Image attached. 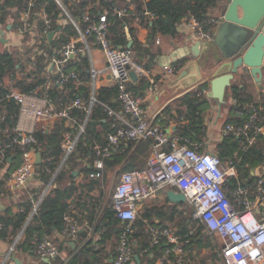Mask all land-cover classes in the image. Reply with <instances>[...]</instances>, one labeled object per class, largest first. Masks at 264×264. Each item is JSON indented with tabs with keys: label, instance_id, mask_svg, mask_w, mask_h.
<instances>
[{
	"label": "built area",
	"instance_id": "1",
	"mask_svg": "<svg viewBox=\"0 0 264 264\" xmlns=\"http://www.w3.org/2000/svg\"><path fill=\"white\" fill-rule=\"evenodd\" d=\"M54 1L78 31V40L83 43V47H77L75 41L68 42L56 52L60 53V58L57 59L53 56L51 61L60 64L65 62L69 55L89 52L88 38H92L103 53L106 60L105 69L117 88L121 113L129 116L128 119L120 117L122 124L108 133V145L94 146L98 156L94 162V167L97 170L92 172L91 176H100L99 170L103 167V157L108 156L111 149L118 146L122 140L150 139L153 142L146 166L142 169L121 172L112 192V207L117 218L123 223L112 264H131L133 262L134 245L131 241V234L135 230L134 222L137 218L138 204L146 198L155 197L159 192L168 188H175L184 195L185 201L193 209L192 219L196 224L202 225L203 231L214 233L220 238L222 243L220 255L223 264H262L264 261V217L259 219L256 214L259 207L264 205V174L246 185L238 184L230 192L233 197L231 201L226 184L231 176L237 173L240 160L239 150L234 151L230 157L223 161L214 151H199L197 148L199 144L190 142L187 138L179 135L172 137L168 144L169 149H164L163 147L167 143L164 130L146 118L140 99L128 88L131 81L130 71L133 70L138 74L144 72V69L133 60L131 49L114 45L108 37V15L125 16L128 14V8L109 6L95 14L85 11L79 21L70 15L63 0ZM35 3L36 0L27 1V9L22 12L21 22L15 29V32L21 36L27 34L31 37L30 46L35 44L37 17L44 19L45 28L43 30L45 33L50 23L49 19L41 12H34V18L32 17ZM80 23L83 25L82 28ZM215 23H218L217 19H199L189 12L182 17L179 24H184V27L192 31L197 39L210 40L212 38L211 28ZM164 69L167 73L172 74L173 72V69L168 65H165ZM43 76L45 80L50 81L49 74H43ZM77 78L75 71L59 70L57 84L63 86ZM91 85L92 95L88 101L86 119L78 125L74 137L69 133L64 135L63 162L74 150L77 140L84 132L89 113L94 103L97 102L94 93L93 72ZM7 99L14 100L18 105L17 119L14 127L0 128V136L13 135L12 143L16 144L21 151L20 163L9 171L5 179L8 192L16 194L25 188L35 175L36 154L40 144L34 137V123L55 117L70 120L71 117L68 110L57 111L54 106L48 105L46 102L39 104L37 100L41 99L40 96L22 93L14 87L5 95L0 96V107ZM82 104V100L76 98L71 106L81 107ZM102 105L109 115L119 117V110H114L105 104ZM259 109L255 105H249L248 118L243 123L229 122L223 126L224 134L230 133L244 139V143L240 147L242 150L255 143L264 132V118L259 115ZM23 121L30 123L24 126ZM52 180L53 177L42 196L33 205L31 216L36 212ZM79 227L80 223L75 216L69 213L63 215L62 233L64 236L74 239ZM192 232L193 229H189L186 234L180 235L171 227H153L150 232V245H166L160 257V263L173 260L172 256L175 257L176 263H181L184 257L183 244L189 242L188 235ZM35 253L40 258L51 259L59 254V248L50 237L44 236L38 242Z\"/></svg>",
	"mask_w": 264,
	"mask_h": 264
},
{
	"label": "crops",
	"instance_id": "2",
	"mask_svg": "<svg viewBox=\"0 0 264 264\" xmlns=\"http://www.w3.org/2000/svg\"><path fill=\"white\" fill-rule=\"evenodd\" d=\"M139 1L146 3L149 0H139ZM228 2H229L228 0H218L217 7L211 8V10L209 11L210 13L207 15V17L203 18V19L213 18L215 20L216 19L218 20V23L217 24L215 23L214 27L211 28L212 38L210 40L197 39L192 31L184 27V24L183 25L179 24L182 17L180 18L179 22L175 24L173 35L161 34L159 32L153 34L151 27H152V22L156 20V16L153 12L149 11L145 5L141 6V11H138L136 9L135 0H123V4L118 5V7L128 8V14L125 16H121V17H126L129 20L128 25H125V27H123V33L125 39L127 40L126 47L131 49L133 60L137 62L139 65H141L142 68L144 69V72L136 74L135 78L131 77V81L128 84V88L140 99L141 106L145 111L146 118L150 122L154 123L155 125L159 126L164 130L167 139V143L163 147L164 149L167 148L169 149L168 144L170 140L172 139L173 136L177 135L176 130L178 124L185 123L187 120L184 119L185 117L178 116L177 112L174 109L171 115H164L163 111L175 99L182 97L184 94L192 90H196L197 87L202 85V84L196 85L193 89L189 87V83L193 81L192 76L190 77L189 74L190 71L191 72L195 71V69H193L192 66L196 62L193 56L194 50L192 49L194 48L196 42L206 43L209 46L210 50L213 49V45L211 41L213 39V35L217 30V26L220 22L222 16L221 12L225 10V8L228 5ZM43 15L45 14L43 13ZM117 17L121 18L119 16ZM64 22H66V19L64 20ZM37 25L38 24H36V26ZM130 30H132V32L135 35L134 36V40H136L135 42L134 40H132V37L130 35ZM55 34L56 33H54L53 37L55 36ZM78 37L72 39L71 41H75L76 46L77 43H81L82 44L81 47H83V43L80 40H78ZM47 41H48V37H47ZM50 42L48 41V43ZM20 44L21 42L16 43L17 46H19ZM88 48H89V52H85V53L82 52V55H85L88 60L89 73H90L89 79L86 82L82 83L79 80L78 72H76L78 76L77 80H70L72 82H75L77 85L84 84L88 87L89 89L88 99L84 100L83 98L77 95L73 98H70L67 101V105L63 108L54 105L47 98V96L45 95L46 93L44 91L42 92L44 93V95L40 96L41 99L37 100L39 104H44L46 102L48 103V105L54 106V109L57 111L66 109L68 110V112L72 108H83L85 106V112H86L84 118L85 120L87 117L88 101L92 95V85H91L92 72L94 73L95 96L97 95V92H99L100 90L111 89L113 88V86H115L110 74L105 69L106 60L104 58V55L101 52V50L97 47V45L94 43L92 38H88ZM39 51H40L39 54H42L43 50L39 49L38 52ZM57 51H58L57 49H53L54 55L49 57L48 70L43 73V74H49V78H50V81H48L47 79L45 80V77L43 76L44 81L42 88L45 90H47L50 86H52L53 82L57 87L62 88L63 86H59L57 84L58 74H59V70H61V66L64 65L69 59L78 60L77 57L78 55L76 53L74 55H69L66 61L63 63L58 64V62H53L51 61L53 56H55L57 59L60 58V53L59 52L56 53ZM198 51H199V55H201L202 53L201 46L197 48V52ZM183 59L187 60L186 63L182 67L177 68L176 66ZM203 59L204 58H202L199 63V70L203 76L202 80L204 79L206 80L210 75L213 74V72L221 73L226 70V68L220 69L218 64L215 65L213 64V62H212L213 66H209L206 63L205 59L204 60ZM165 65H168L173 69L172 74L167 73V71L164 69ZM263 67H264V62L262 65V70ZM186 69H189V74L186 77L180 78L181 72ZM242 80L243 82L246 83L248 91L253 96L254 102H259V103L263 102L264 100L261 98L262 96L261 91L264 90L263 89L264 75L261 85L257 84L254 81V79L250 75H248L246 71L240 73L239 75H236L234 77V80H232L231 84H233V82L239 83ZM205 83H208L209 85V82H205ZM229 89L230 87L227 90L228 93H229ZM208 91L209 88L208 89L203 88L200 92L210 102V108L206 111V114L204 116L205 136L203 141L197 143L199 144L197 148L199 151L211 150L215 152V145L219 141H221L223 139V136L225 135L223 133V126L226 124L225 120L226 118H228V113L230 112L229 107L234 104V99H232L229 93L226 103L219 108L211 98H208L207 96ZM117 96H118V92L116 88V94L111 96L110 102L115 105L116 109L113 108L114 110H119L120 113L119 117H113L109 115L107 112H105L107 117L106 116L99 117L97 119L91 120V123L96 125V131L97 130L103 131V128L100 123H107V127L109 130H106V132L103 134L104 142L93 139L91 148L94 157L91 161V166L89 167L90 175L89 173L83 171V167L80 164L75 165V167H70L66 165L65 170L66 171L70 170L72 173L71 175L73 177L69 178V176H65V178H63L59 183L61 187L73 186L76 188L74 194L70 197V199L67 200L68 204L64 214L65 213L72 214L78 219L80 223V227L77 236L74 239H69L68 237L63 235L62 233L63 230L60 232L57 231L56 229L51 230L49 234L48 233L44 234L42 237L44 236L50 237V239L54 243H56L59 248V254L56 256V258L54 257V260L50 259L49 262L44 261V258H40L32 249L24 252H17V250L15 249V245L18 244L25 227L32 219L31 216L32 210H31L22 228L13 238V241L11 243L4 241L0 238V253L11 254L14 252L16 257L19 258V260H21L24 264H56L57 260H59L60 262H64V264H66V262L73 255L80 253V251H82L84 246H89V248H91V251L87 253L88 254L87 256L94 260L93 264H112L115 253V247L118 243L119 233L123 229V223L116 216L117 218L116 224H111V222H109L110 225H106L105 222L108 220V218H104L105 219L104 220L103 216L105 215L107 208L112 204V192L118 182L120 173L126 170L144 168L146 166L148 157L152 151V144L149 145V148H147L146 151L144 152L139 151L143 142H145L147 139H142L139 141L122 140L118 144V146L113 147L111 149V152L108 156L103 157V167L99 170L100 176L99 177L91 176V173L97 170L94 167V162L98 158V156L96 155V149L94 146L108 145L107 135L108 133L114 131L118 126L122 124V120L120 119V117L123 116L126 119L129 118L127 114L121 113L120 110L121 105L117 99ZM76 98H80L82 100L83 104L81 107L71 106L72 102ZM85 101H87V103H85ZM254 102L251 101L244 105V107L247 108L246 111H248L249 105H255ZM92 110L93 109H91L89 113L88 119L90 118V114ZM70 117H71L70 120L61 117H55V118H61L64 121V127L66 128L64 135L66 133H69L72 137H74L77 133L78 125L76 119L72 116ZM16 119H17V115H16ZM164 120H166V122ZM162 121H164L165 123H162ZM39 122H41V120L36 121L34 123V129L37 127L36 124ZM28 123L30 122L23 121L24 126H26ZM230 123H234V122H230ZM15 124L12 127H14ZM260 136L261 139L263 140L264 132ZM211 140H213L214 143L211 144L210 142ZM114 152H120L124 154L122 161L117 165H115L113 168L106 167L105 162L111 159ZM62 160L59 163L57 170L64 163ZM77 161H79L78 158ZM83 161H84L83 165L85 167L90 165V162L89 163L87 162V158H85ZM8 162H11V159H9ZM8 171H9L8 164L0 168V182H2V184H0V214H2L8 208H10L12 212L20 211L19 209L20 206L18 205L24 203L25 200H30L31 202H34V199L36 198L38 201L39 198L44 193V191L46 190L51 178L52 177L54 178L55 176V174H53L48 183H43L40 173L37 171V167H36L34 178L27 184V186L23 188L21 191L17 192L16 194H11L10 192H8L5 185V179L8 173L7 175L5 174ZM249 173L254 180L258 176L264 174V161L258 163L256 166L250 167ZM113 179L116 180V183L112 188V190L108 192L107 191L108 186L110 184V181H112ZM230 179L234 180L235 182L234 187L228 189V187L226 186V188L228 190L230 199L232 201L233 197L230 192L233 191L238 184L246 185L248 183L247 182L248 178H244V177L241 178L237 167V173L231 176ZM167 190H175L176 192H178L175 188L174 189L168 188L159 192L155 197L146 198L142 200L137 207V218L135 222L137 221V219L141 218L142 213L146 209L153 210V208H155V212L157 213L152 212V217L150 219L152 220L153 225L148 224L147 222L149 221L147 219H143V221L147 225L146 227L144 225L143 228H146V230L151 232V229L153 227L167 226L173 228V230L177 234L181 235L182 228L183 229L188 228V230L191 229L192 217L190 218V214L186 210V207L191 208V206L186 201L173 202L169 200L166 195ZM173 207L176 209V212L173 214V219L170 220L168 219L167 216L170 215ZM256 215L259 219L264 217V205L259 207ZM135 222H134V228H135L134 233L136 232L137 229ZM183 222L185 223L184 225ZM201 234H202L200 239L202 241L201 244L198 245L194 244L192 246L186 243L183 244L184 257H183V261L179 264H223L220 255L221 244H222L220 238L214 233L203 231V229L201 230ZM132 239L133 237L131 235V241L133 244L135 243V241ZM164 246L166 245L164 244ZM150 247L152 246L151 245L149 246L148 252L145 250H143V252L148 253L147 256L149 258L154 259L153 258L154 253ZM156 251H158V249H156ZM139 257L140 256H138V260L134 258L131 264L138 263ZM172 258L174 262L173 260H170L169 262L171 264H178L175 262V257L172 256ZM0 260H1L0 262H3L4 257H1ZM170 263H165V264H170ZM5 264H14V263L8 261ZM155 264H164V263H160V258H159L158 261L155 262ZM262 264H264V261L262 262Z\"/></svg>",
	"mask_w": 264,
	"mask_h": 264
},
{
	"label": "trees",
	"instance_id": "3",
	"mask_svg": "<svg viewBox=\"0 0 264 264\" xmlns=\"http://www.w3.org/2000/svg\"><path fill=\"white\" fill-rule=\"evenodd\" d=\"M28 0H0V27L2 30L15 31L17 25L21 22L20 17L23 11L27 9ZM70 15L80 21L81 15L88 11L91 14L98 13L103 7L118 6L123 4V0H63ZM218 0H149L146 3L139 0H135L136 9L141 11V6L145 5L146 8L153 12L156 16V20L152 22V33L159 32L161 34L173 35L175 24L179 22L180 18L186 15L188 12L193 13L197 18L203 19L210 13L211 8L217 7ZM35 8L32 10V17L34 18V12L44 13L49 19L50 23L47 28V32H44L45 24L43 18L37 17V29L35 31V44L30 46L29 42L31 37L27 34L22 36V41L19 46H8L0 50V96L5 95L10 91L12 87L16 88L22 93L36 94L38 96L45 95L54 104L59 107H65L67 101L70 98L79 96L84 100L89 97V89L86 85H77L75 82L70 81L59 88L53 82L47 90L42 88L43 85V73L48 70L49 57L53 55V49L59 50L64 44L70 42L72 39L78 37V32L75 27L69 22L64 15L58 4L54 0H36ZM66 19V22L64 20ZM109 30L108 37L114 45L127 46V40L123 33V27L128 25V18L108 15ZM10 24V28L7 29V25ZM80 27L83 25L80 23ZM49 31H55V36L51 42L47 41V33ZM132 40H134V33L130 30ZM136 40H134L135 42ZM77 46L81 47V43H77ZM36 48V49H35ZM82 48V47H81ZM42 49V54L38 53V50ZM78 60L69 59L61 66V70L75 71L79 74V80L84 83L89 77V64L87 57L82 55V52L77 53ZM186 59H183L176 66L182 67L186 63ZM208 89V83H204L197 87L196 90H192L182 97L175 99L166 109H164V115H171L173 109L177 112L178 116L185 117L187 121L185 123H179L177 126L176 134L187 138L190 142H201L205 136L204 129V116L206 111L210 108V102L208 99L200 93L201 90ZM264 89V88H263ZM261 98L264 100V90L261 91ZM229 93L234 99V104L229 107L228 118L225 123L234 122L236 124L243 123L248 118V111L244 105L253 100V96L248 91L245 82L239 83L233 82L231 84ZM116 94V88L113 86L111 89L100 90L95 96L97 102L92 107L90 118L88 119L83 134L79 137L74 150L64 160V163L57 170L59 163L63 158L62 141L63 135L66 131L64 127V121L61 118H52L37 123V127L34 131V137L40 144L38 152L41 154V162L37 165V171L40 173L43 183H48L53 174H55L49 189L42 197L36 212L32 215V219L25 227L21 239L18 244L15 245L17 252H24L32 249L35 251L38 242L41 240L44 234H49L51 230L57 231L63 230V215L67 208V200L75 192V187L59 185L60 181L69 176L72 178L71 171L65 170V166L75 167L80 164L83 167V171L89 173V167L94 157L92 151V143L94 140L104 142L103 134L106 130H109L107 123H100L102 130L96 131V125L91 123L92 119L99 117H107L106 111L102 104L111 108H115V105L110 102L111 96ZM87 103V101H85ZM255 106L259 109V115L264 118V101L254 102ZM18 113V105L12 99H7L0 107V128H12L16 122V115ZM70 116L74 117L77 121V125L81 124L85 118V106L83 108H72L69 110ZM166 122V120H164ZM162 121V123H165ZM78 129V126H77ZM13 135L8 137L0 136V168L6 164L9 166V171L13 167L17 166L20 161V149L12 143ZM259 136L255 143L251 144L245 150L240 147L244 143L242 137H236L230 133L225 134L223 139L215 145V153L221 160H226L236 150L240 152V160L238 162V172L241 178H248V183H251L254 179L250 176V167L256 166L258 163L264 161V139L260 140ZM152 144V140L147 139L143 142L140 152L146 151L149 145ZM168 149V148H167ZM124 157V154L120 152H114L111 159L107 160L106 167L113 168L120 163ZM77 158L79 161H77ZM87 158V162L90 165L85 167L83 165L84 159ZM11 159V162L8 160ZM57 170V171H56ZM6 172L5 175H7ZM246 182V183H247ZM234 180L229 179L227 183L228 189L234 187ZM247 183V184H248ZM2 184V182H0ZM229 194V193H228ZM34 202L25 200L24 203L18 206L20 211L12 212L10 208L6 209L0 214V238L7 242H12L13 238L22 228L27 216L33 209ZM22 209V210H21ZM187 212L192 214V209L186 207ZM152 212H155V208L146 209L140 219H137L135 225L137 226L136 232L131 234L135 241L134 254L140 256L139 262L136 264H155L161 257L165 246L160 245L150 247L154 253L152 258H149L148 253L150 246V231L143 228L147 226L143 219H147L148 224L153 225L151 217ZM176 209L173 207L168 219H173V214ZM157 213V212H155ZM104 218H108L105 222L106 225L116 224V212L114 211L112 204L105 212ZM105 220V219H104ZM191 229L193 232L188 235L189 242L186 244L198 245L201 244V230L202 225L196 224L191 219ZM185 223L183 222V225ZM182 234H186L187 229H181ZM155 248V249H153ZM158 249V251H156ZM91 251L89 246H84L80 253L73 255L66 264H93L94 260L88 257L87 253ZM144 253V254H141ZM56 258V257H55ZM170 263L169 261L164 262ZM56 264H64L57 260ZM171 264V263H170Z\"/></svg>",
	"mask_w": 264,
	"mask_h": 264
},
{
	"label": "water",
	"instance_id": "4",
	"mask_svg": "<svg viewBox=\"0 0 264 264\" xmlns=\"http://www.w3.org/2000/svg\"><path fill=\"white\" fill-rule=\"evenodd\" d=\"M228 5L221 12V19L217 26V30L211 41L213 49L210 50L206 43L196 42L193 56L196 62L193 64L194 72L189 69L181 72V77L188 74L192 76L193 81L189 83V87L193 89L196 85L209 82L208 98H211L220 108L226 103L229 93L228 88L231 86L232 80L236 75L247 72L254 81L261 85L263 79L262 65L264 61V0H228ZM240 13V15H239ZM10 24L7 25V29ZM55 31L47 34L50 42ZM5 31L0 28V42L5 43L7 39L4 37ZM202 47V53L199 55L197 48ZM85 53V51L83 52ZM204 58L209 66L213 64L222 68H226L224 72H213L206 80H202L203 76L199 70V63ZM203 59V60H204ZM131 77L135 78L136 73L131 70ZM261 87V86H260ZM41 162V154H36V164ZM166 195L173 202H184L185 197L181 192L175 190H167ZM4 257L5 264L8 261L14 264H24L15 253H0V258ZM138 260V256L134 255ZM54 260V258H51ZM1 261V260H0ZM49 262L50 259L44 258Z\"/></svg>",
	"mask_w": 264,
	"mask_h": 264
},
{
	"label": "rangeland",
	"instance_id": "5",
	"mask_svg": "<svg viewBox=\"0 0 264 264\" xmlns=\"http://www.w3.org/2000/svg\"><path fill=\"white\" fill-rule=\"evenodd\" d=\"M1 28V27H0ZM5 31V38L7 39V41L5 43H1L0 42V50L5 48V47H8V46H13L14 44L16 43H20L22 41V36L17 34L16 32H13V31H7V30H4ZM17 46V45H15ZM238 80V79H236ZM213 140H211V144L214 143V141L212 142ZM212 147V146H211ZM116 183V180H112L110 181V184L108 186V192L112 190V188L114 187Z\"/></svg>",
	"mask_w": 264,
	"mask_h": 264
}]
</instances>
